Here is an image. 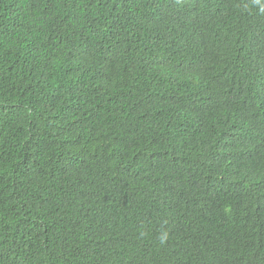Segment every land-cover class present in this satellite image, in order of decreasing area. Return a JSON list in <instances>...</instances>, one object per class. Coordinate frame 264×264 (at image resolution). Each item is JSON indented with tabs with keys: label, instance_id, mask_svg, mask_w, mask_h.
Returning a JSON list of instances; mask_svg holds the SVG:
<instances>
[{
	"label": "trees",
	"instance_id": "16d2710c",
	"mask_svg": "<svg viewBox=\"0 0 264 264\" xmlns=\"http://www.w3.org/2000/svg\"><path fill=\"white\" fill-rule=\"evenodd\" d=\"M0 264H264V0H0Z\"/></svg>",
	"mask_w": 264,
	"mask_h": 264
}]
</instances>
